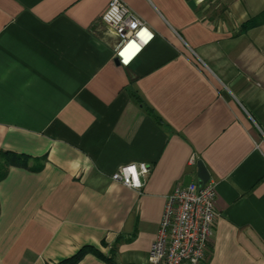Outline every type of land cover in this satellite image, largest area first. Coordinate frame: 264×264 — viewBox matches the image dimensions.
I'll use <instances>...</instances> for the list:
<instances>
[{"label":"crops","instance_id":"1","mask_svg":"<svg viewBox=\"0 0 264 264\" xmlns=\"http://www.w3.org/2000/svg\"><path fill=\"white\" fill-rule=\"evenodd\" d=\"M107 2L0 0V150L45 157L0 181V264H144L196 161L217 213L201 264H264V24L238 32L264 0H125L145 28L119 55ZM138 163L139 191L110 179Z\"/></svg>","mask_w":264,"mask_h":264},{"label":"built area","instance_id":"2","mask_svg":"<svg viewBox=\"0 0 264 264\" xmlns=\"http://www.w3.org/2000/svg\"><path fill=\"white\" fill-rule=\"evenodd\" d=\"M99 21L116 38L115 55H119L122 48L133 41L138 43L133 53L142 47L138 33L145 28V24L127 7L125 0H108ZM148 172V166L143 163L128 164L118 167L110 179L139 191ZM214 198L212 182L176 184L164 198L157 231L144 264H201L217 218Z\"/></svg>","mask_w":264,"mask_h":264},{"label":"trees","instance_id":"3","mask_svg":"<svg viewBox=\"0 0 264 264\" xmlns=\"http://www.w3.org/2000/svg\"><path fill=\"white\" fill-rule=\"evenodd\" d=\"M264 24V10L259 12L258 14L249 17L246 21H244L240 27V33L246 32L249 29L255 28L257 26ZM45 160V157L39 158H30L29 156L23 154H16L7 151L0 150V181L5 177L7 169L9 167H17L21 169H25L30 172H38L42 168V164ZM86 254H93L103 260L104 262H109L110 259L104 256H101L95 249L90 246L81 247L75 254L72 256L65 258L56 264H77L81 258Z\"/></svg>","mask_w":264,"mask_h":264},{"label":"water","instance_id":"4","mask_svg":"<svg viewBox=\"0 0 264 264\" xmlns=\"http://www.w3.org/2000/svg\"><path fill=\"white\" fill-rule=\"evenodd\" d=\"M113 62L116 65H118L119 63L117 58H114ZM195 169H196L195 175H196L198 182L200 184L206 183L208 181V174L200 161H196Z\"/></svg>","mask_w":264,"mask_h":264},{"label":"clouds","instance_id":"5","mask_svg":"<svg viewBox=\"0 0 264 264\" xmlns=\"http://www.w3.org/2000/svg\"><path fill=\"white\" fill-rule=\"evenodd\" d=\"M138 40H139V39H138ZM139 42L141 43V41H140V40H139ZM128 44H135V47H136V46H138V43H136V42H134V41H133V43H127L125 46H127ZM125 46H124L122 49H124V48H125ZM117 59H118V58H117Z\"/></svg>","mask_w":264,"mask_h":264}]
</instances>
